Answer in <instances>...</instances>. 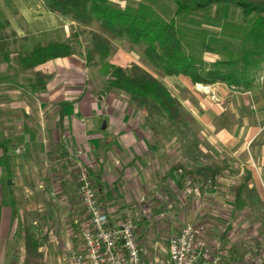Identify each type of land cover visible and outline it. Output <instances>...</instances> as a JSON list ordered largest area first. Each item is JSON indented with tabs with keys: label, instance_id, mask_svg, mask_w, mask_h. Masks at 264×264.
Listing matches in <instances>:
<instances>
[{
	"label": "crops",
	"instance_id": "crops-1",
	"mask_svg": "<svg viewBox=\"0 0 264 264\" xmlns=\"http://www.w3.org/2000/svg\"><path fill=\"white\" fill-rule=\"evenodd\" d=\"M111 2L119 5L125 1ZM0 10L8 22L15 17L21 20L24 29L19 28V32L23 36L46 44H65L78 29L70 19L49 13L41 0H0ZM179 31L184 50L187 40L184 29ZM116 41H111L107 62L121 68L138 65L160 81L179 101L181 110H186L203 129L216 130L214 125L223 112L240 122L232 128L233 139L227 142L232 174L218 177L216 183L221 178L242 175V179L250 178L246 188L264 194V140L255 143L259 134L264 133V84L255 80L249 87L226 83L194 85L188 77L164 76L150 65L142 44L133 45L142 48L137 58L133 50L125 53L119 49L114 53ZM216 61L209 60L207 64ZM34 71L36 87L43 90L32 96L39 99V105L32 110L21 108L23 129L17 130H21L18 135L10 133V129V136L1 143L0 264H22L21 236L26 226L40 242L44 264H67L70 250L79 247L80 231L86 222L77 184L68 174L77 164L85 166L93 178L98 198L109 214V226L130 221L136 227L139 247L156 256L160 242L150 235V212L156 204L161 206L157 210L177 208L180 204L175 202L166 207L161 195L178 191L186 197L197 192V198L195 195L190 202L199 206V183L183 176L182 166L172 162L165 151L160 153L159 148L166 147V141L157 140L149 132L152 123L145 110L119 105L114 100L104 106L105 102L93 98L85 83L104 78L100 67L86 66L71 54L50 60ZM88 73L92 74L87 77ZM199 88H206L209 93L197 95ZM242 111L248 114L247 118L243 114L238 116ZM30 113L35 115V124L27 122ZM14 142L26 146L23 156L11 155ZM238 184L231 188L234 195Z\"/></svg>",
	"mask_w": 264,
	"mask_h": 264
},
{
	"label": "rangeland",
	"instance_id": "rangeland-1",
	"mask_svg": "<svg viewBox=\"0 0 264 264\" xmlns=\"http://www.w3.org/2000/svg\"><path fill=\"white\" fill-rule=\"evenodd\" d=\"M115 6L136 7L137 3L122 2L119 5L115 4ZM152 9L156 10L162 20L167 21L168 15L170 16L172 13L173 4L171 0H160L158 8ZM232 12L230 10V22L240 25L246 24L247 21L243 20L238 13L232 14ZM225 14L226 9L218 6L211 9L204 16L221 21ZM9 22L10 26L5 31L7 35L6 41L9 43L7 49L9 57L6 60L0 57V155H2L3 151L1 143L6 136H10L9 130L11 129L10 133L18 135L23 129L20 120V118H23V112L20 109L29 108L32 110L34 107H38L39 99H34L33 97L35 93L43 91L41 86L36 87L35 71L26 70L21 62L26 53L31 51L34 44L39 42L45 45L46 43L31 36H23L19 32V28L24 29L23 23L17 17H15V20L11 19ZM180 27L184 29L185 40H187V46L184 52L194 59L197 66L204 65L205 67H211L212 64H207L209 60H217L216 62H220L236 58L239 60V64L233 68H229V71L235 75L239 83L251 84L255 80H258L264 84V56L259 58L258 61L255 57L245 59L247 60L245 61L243 60L245 58L244 55L238 53V50L242 48L241 44L238 41H230L228 39L226 42H232L233 44V48L228 49L230 51L229 56L227 52L204 51L199 44V32L203 30L206 33L208 32L207 34H215L221 30L202 25L199 26V23L189 22L180 24ZM15 29L17 31H14ZM88 29L96 30V24H92ZM188 30L191 31L188 32ZM12 32H15V34H12ZM193 38L194 40H192ZM65 44L70 46L71 54L82 60L87 66L86 54L91 46L90 37L86 33H83L77 39L72 37ZM115 44L114 53L119 49L125 53L133 50L134 57L137 58L142 51L141 46L134 47L125 40H117ZM249 47L251 45H248L246 48ZM124 64H127V62ZM58 70L60 71V69ZM91 74L88 73L87 77ZM107 80L108 78L104 76V78L99 77L97 82L92 80L89 84H85L88 90L91 89L90 92L95 100H102V103L105 102L104 106L114 100L113 102L119 105L124 104L129 108L134 109L139 107L138 109L145 110L147 120L150 119L152 123L149 132L151 133L152 131V135L157 140L166 141V147L161 146L159 148L160 153L163 154L165 151V154L170 155L172 162L175 164L181 165L184 169L194 170L199 166H213L228 163L231 159L227 152V142L233 139L232 128L240 122H236L234 116L230 115V113L223 112L221 114L219 123L214 125L216 130H205L186 110L182 109L183 116H190L192 121L188 125L178 127L169 123L156 110L151 109L149 103H142L140 101L138 103H132L125 93L109 88L107 86ZM46 81L43 80V83L46 84ZM206 90V88L197 89V95L200 93L204 94L205 92L209 93ZM211 97L215 101L218 100L213 95ZM242 114L244 117H248L245 111H242L238 116ZM34 118L35 115L30 113L27 116L28 124H35ZM18 129L21 130L17 131ZM262 139L264 140V133L261 132L255 139V143L260 144ZM10 148L12 149L11 155L14 157L23 156L27 149L22 142H14V145L10 146ZM18 148H20V155L15 154ZM250 149L248 148V151ZM179 161L180 163H178ZM77 165L75 169L72 167L70 173H68L76 184ZM81 166L87 170L82 164ZM218 180L219 184H208L203 188H197V191H199V206L190 202V199L194 198L195 195L197 198V192L189 197H186L183 192L179 193V191L177 194L176 192H171L170 194L161 195V201L167 203L166 207L172 205L171 203L174 202L180 205L177 208L171 207L157 210L161 206L156 204L152 212H150L151 225H153V231L150 235L154 240L160 242V251L154 256L155 258L164 263L168 262V242L172 236L176 235V231H178L174 228L182 229L186 224H200L206 228L209 243L222 254L223 264H264V194H258L254 189L246 188L242 191L239 201L236 202L231 188L243 180L242 175L232 177L231 179L225 177ZM174 189L176 190V188Z\"/></svg>",
	"mask_w": 264,
	"mask_h": 264
},
{
	"label": "trees",
	"instance_id": "trees-1",
	"mask_svg": "<svg viewBox=\"0 0 264 264\" xmlns=\"http://www.w3.org/2000/svg\"><path fill=\"white\" fill-rule=\"evenodd\" d=\"M41 1L49 13L68 18L77 25L74 39L83 33L90 37L91 46L87 50L86 64L92 67L100 66L102 75L108 78L109 88L125 93L132 103L139 101L149 103L158 114L178 127L188 125L192 121L190 116H183L180 103L171 96L160 81L139 66L120 68L109 64L107 59L111 41L126 39L132 45L142 44L143 54L150 65L160 70L164 76L188 77L194 85L226 83L235 87H249L251 84L239 83L235 75L229 71V68L239 64L236 58L217 62L211 67L197 66L194 59L182 48L179 28L184 22L199 23V26L221 30L215 34H207L208 32L201 30L199 41L204 51H222L227 52L229 56L228 49H232L233 44L226 42L228 39L241 44L242 48L238 53L244 55L243 60L255 57L258 61L264 56V0H171L173 10L170 16L168 15L167 21L162 20L156 10L152 9L158 8L160 0H138L139 2L121 0L126 3H137L136 7L125 8L115 6L112 0ZM218 6L226 9L221 21L204 16ZM230 10L233 11L232 14L238 13L247 21L246 24L230 22ZM92 24H96V30L88 29ZM9 26L10 23L0 10V57L4 60L9 57L7 51L9 43L5 34ZM248 45H251L250 49L246 48ZM70 50L69 45L59 42H49L45 45L36 43L31 51L26 53L21 63L26 70H34L50 60L69 57ZM36 75L41 74L36 73ZM181 173L185 177L192 178L194 182L199 183L200 188H203L208 184L215 185L218 177L230 175L232 170L228 163H223L199 166L194 170L182 168ZM249 181V177H244L235 187L236 200H239ZM21 237L22 264H44L40 242L29 227L23 229Z\"/></svg>",
	"mask_w": 264,
	"mask_h": 264
},
{
	"label": "built area",
	"instance_id": "built-area-1",
	"mask_svg": "<svg viewBox=\"0 0 264 264\" xmlns=\"http://www.w3.org/2000/svg\"><path fill=\"white\" fill-rule=\"evenodd\" d=\"M20 155V148L15 151ZM79 205L85 218L79 247L70 250L67 264H223V256L209 243L203 225L186 224L168 242V262L147 254L138 245L136 227L126 221L109 226L89 172L77 165ZM149 255V256H148Z\"/></svg>",
	"mask_w": 264,
	"mask_h": 264
}]
</instances>
